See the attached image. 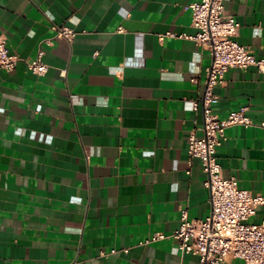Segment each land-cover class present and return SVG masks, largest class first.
Masks as SVG:
<instances>
[{
  "label": "crops",
  "instance_id": "1",
  "mask_svg": "<svg viewBox=\"0 0 264 264\" xmlns=\"http://www.w3.org/2000/svg\"><path fill=\"white\" fill-rule=\"evenodd\" d=\"M195 1L0 0V36L19 57L0 70V264H197L171 236L183 211L211 208L187 155L210 63L184 36ZM226 14L264 59V0H226ZM60 23L71 41L55 37ZM38 50L44 75L27 68ZM214 92L219 119L243 108L254 122L225 129L222 176L264 196V71L229 68ZM262 218L259 206L249 221ZM153 234L165 237L144 243Z\"/></svg>",
  "mask_w": 264,
  "mask_h": 264
},
{
  "label": "built area",
  "instance_id": "2",
  "mask_svg": "<svg viewBox=\"0 0 264 264\" xmlns=\"http://www.w3.org/2000/svg\"><path fill=\"white\" fill-rule=\"evenodd\" d=\"M188 9L195 33L184 36L194 40L198 46L208 48L210 63L203 69L206 87L201 97V135L191 133L188 136L187 155L189 160L197 158L201 163L205 174L203 186L209 193L211 208L204 219H190L183 211L179 226L171 236L176 239L182 254L197 257V264H223L233 258L241 259L243 264H264V218L259 222L249 221L257 207L264 206V196L240 188L235 177H223L217 159V150L225 140V129L231 125L247 127L254 122L243 108L229 112L223 119H219L212 108L219 98L214 88L224 83V75L229 68L254 66L264 71V59L256 57L248 47L234 39L240 23L233 15L226 14V0H199L190 3ZM52 28L55 37L67 41L77 34L72 26L65 23L52 24ZM42 56L43 51L38 50L37 57L27 62L28 70L35 75H44L48 70ZM18 59L17 54L9 51L5 38L0 36V70L11 71ZM188 104L192 110L198 107L196 100H190ZM260 125L264 126V122ZM164 237V234H153L144 243ZM116 252V249H111L109 253L100 251L99 254L105 256Z\"/></svg>",
  "mask_w": 264,
  "mask_h": 264
}]
</instances>
